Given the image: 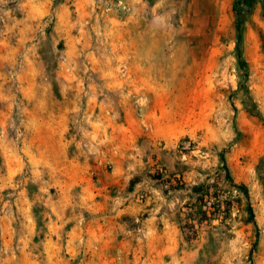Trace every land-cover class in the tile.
I'll return each instance as SVG.
<instances>
[{
    "label": "rangeland",
    "instance_id": "obj_1",
    "mask_svg": "<svg viewBox=\"0 0 264 264\" xmlns=\"http://www.w3.org/2000/svg\"><path fill=\"white\" fill-rule=\"evenodd\" d=\"M263 3L0 0V264L101 263L97 220L141 232L116 205L153 182L228 205L182 222L187 264H264Z\"/></svg>",
    "mask_w": 264,
    "mask_h": 264
},
{
    "label": "crops",
    "instance_id": "obj_2",
    "mask_svg": "<svg viewBox=\"0 0 264 264\" xmlns=\"http://www.w3.org/2000/svg\"><path fill=\"white\" fill-rule=\"evenodd\" d=\"M172 154L176 159L182 160V156L178 157L175 152ZM174 156L170 161L167 159L169 164L176 160ZM166 176H169L168 182L171 185L175 181L182 183V172L173 171ZM146 189L147 192L141 193L135 200H129L125 206L116 205L119 214L130 212L137 217L140 212H147L137 224L140 225L141 232L134 230L127 234L124 233L123 225L112 224L111 219L102 222L97 220V229L93 228L91 231L93 238L101 240L103 245L94 252V255L102 260L98 264H187L197 254L201 240L198 237L191 241L186 240L182 234V222L193 223L195 227L200 225L202 233L204 228L217 224L211 220L197 223L194 216L198 213L199 205H191V201H187L191 199L190 195L182 198V189L166 195L162 191V185L154 182L147 185ZM182 202L187 205H182ZM88 206L108 209L111 205ZM224 220L227 221L228 218ZM78 235L74 233L70 237L75 239ZM73 250L75 251V248Z\"/></svg>",
    "mask_w": 264,
    "mask_h": 264
},
{
    "label": "built area",
    "instance_id": "obj_3",
    "mask_svg": "<svg viewBox=\"0 0 264 264\" xmlns=\"http://www.w3.org/2000/svg\"><path fill=\"white\" fill-rule=\"evenodd\" d=\"M202 196V201L199 203L198 218L214 222H219L226 218L228 205L225 202L217 199L212 193Z\"/></svg>",
    "mask_w": 264,
    "mask_h": 264
},
{
    "label": "trees",
    "instance_id": "obj_4",
    "mask_svg": "<svg viewBox=\"0 0 264 264\" xmlns=\"http://www.w3.org/2000/svg\"><path fill=\"white\" fill-rule=\"evenodd\" d=\"M243 2H246L247 0H242ZM237 4V2H236ZM236 4L233 5L234 10L236 11L237 7ZM263 7H264V3H263ZM237 14V11H236ZM237 17V16H236ZM235 28H236V57L238 60V65L239 67L242 69V71L244 72V74L247 73V65H246V61L243 58V54H242V47H241V43H242V25L240 24L238 18L235 24ZM220 159L222 161V166L225 169V176L227 177L228 180H231V177L229 175L228 169L224 163V156L223 154H220ZM235 188L238 189L240 192H242L243 194H246V190L242 185H236L234 184Z\"/></svg>",
    "mask_w": 264,
    "mask_h": 264
}]
</instances>
